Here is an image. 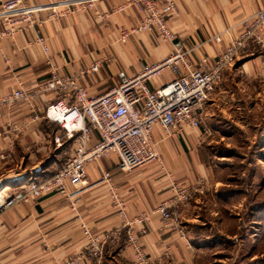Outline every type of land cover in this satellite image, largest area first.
<instances>
[{"label": "crops", "instance_id": "crops-1", "mask_svg": "<svg viewBox=\"0 0 264 264\" xmlns=\"http://www.w3.org/2000/svg\"><path fill=\"white\" fill-rule=\"evenodd\" d=\"M4 1L0 0V11ZM24 1L30 7H46L52 1L74 0ZM263 5L264 0H177V14L168 15L166 22L184 47L192 49L189 56L194 63H199L202 57L211 61L237 38L240 22ZM121 6L124 7L117 10ZM142 17L125 0H99L85 11L63 13L55 18L48 17L47 9H41L35 13L37 21L33 24L11 25L12 18L0 15V96L12 92L19 84L35 92L51 71L73 74L97 60L101 61L100 69L86 74L81 82L91 96L106 92L117 84L120 71L134 75L143 64L159 61L173 49L171 42H159L149 32L133 33L126 42H119V29L137 25ZM214 34L220 35L219 41L212 38ZM39 36L46 40L48 57L35 43ZM262 52L251 45L225 71L200 114V127L184 124L168 137L159 126L154 127L160 161L121 171L115 155L103 157L86 163L85 187L74 201L52 193L22 200L1 211L0 264H60L83 251L86 239L82 224L95 235L121 228L118 240L106 246L104 262L134 264V250L127 243V227H122L123 221L113 207L107 186L99 181L103 171L110 173L129 222L148 215L143 221L131 223V227L154 264H208L207 255L211 257L216 251L213 252L209 237L198 236L190 222L204 198L217 194L226 202L233 194L224 199L216 193L226 182L217 177L205 147L232 138L233 129L257 126V166L264 170ZM173 78L170 71H164L150 86L157 88ZM256 110L257 124H253ZM76 112L73 101H64L52 92L35 93L32 100L19 99L0 107V189L15 191L24 183L48 177L73 153L77 134L67 136L66 123ZM204 128L209 130L208 135L202 133ZM97 140L98 135L91 131L88 144ZM198 176L205 178L208 191L180 208L176 221L163 220L153 211L171 197L173 181ZM253 236L248 239L254 238L255 245L257 235Z\"/></svg>", "mask_w": 264, "mask_h": 264}, {"label": "built area", "instance_id": "built-area-1", "mask_svg": "<svg viewBox=\"0 0 264 264\" xmlns=\"http://www.w3.org/2000/svg\"><path fill=\"white\" fill-rule=\"evenodd\" d=\"M96 1L99 0L64 3L52 1L46 7H30L24 0H6L1 4L0 15L12 18L11 25L33 24L37 21L35 13L41 9H47L48 17L55 18L63 13L85 11L93 7ZM125 1L142 13L143 17L137 25L119 29V42H126L133 33L149 32L159 42H171L172 51L159 61L143 64L134 75L120 71L117 84L99 95H89L81 82L86 74L100 69L101 61L97 60L73 74L51 71L35 92L27 91L19 84L12 92L0 96L1 107L19 99L32 100L35 93L52 92L64 101H73L77 107L76 114L66 123L67 136L74 137V133L77 134L73 153L48 177L24 183L15 191L0 189V212L22 200L52 193H59L71 202L74 201L85 187L86 163L103 157L115 155L116 165L121 171L160 161L154 127L159 126L166 137L175 135L184 124L192 128L200 127V114L220 85L225 71L233 67L251 45H256L263 51L264 77V5L240 22L239 35L224 51L219 52L211 61L202 57L199 63H194L189 56L192 49L184 47L166 22L168 15L177 14V0ZM212 38L219 41L220 35L214 34ZM35 43L40 45L48 57L49 47L45 38L39 36ZM164 71H170L174 78L157 88L151 87L150 82ZM91 131L98 135V140L93 145L88 144ZM202 133L208 135L209 130L204 128ZM99 181L107 186L113 207L123 221L122 227H127V243L134 250L133 263L154 264L142 249L131 227V223L143 221L148 215H141L129 222L125 217L124 202L110 173L103 171ZM170 191L171 197L162 201L153 211L163 220L176 221L179 217L178 210L186 207L192 198L205 195L208 184L204 177L198 176L188 181H173ZM120 229L95 235L82 224L86 239L83 251L60 264H106L105 248L118 240Z\"/></svg>", "mask_w": 264, "mask_h": 264}, {"label": "rangeland", "instance_id": "rangeland-1", "mask_svg": "<svg viewBox=\"0 0 264 264\" xmlns=\"http://www.w3.org/2000/svg\"><path fill=\"white\" fill-rule=\"evenodd\" d=\"M254 113L252 123L257 124V110ZM233 131L232 138L213 142L205 150L210 164L218 173L217 177L226 182L216 193L220 195L221 189L226 187L240 193H235L226 202L221 201L217 194L210 199L204 198L196 217L190 222L195 225L192 228L198 236L209 237V244L214 247L213 252L216 251L211 257L207 255L208 264H257L254 261L264 258V235L261 241L256 239L255 245L252 243L254 238L248 239L254 237V233L257 235L258 229L257 217L252 215L254 210L250 208L253 201L264 199V170H257V126ZM254 252V256H249Z\"/></svg>", "mask_w": 264, "mask_h": 264}, {"label": "trees", "instance_id": "trees-1", "mask_svg": "<svg viewBox=\"0 0 264 264\" xmlns=\"http://www.w3.org/2000/svg\"><path fill=\"white\" fill-rule=\"evenodd\" d=\"M258 169H259V167L257 166V170ZM221 192L222 193H220V195L224 199L227 198V196H229L231 194L234 195L235 193H240V191H237V189L228 188V187L221 189ZM253 202L254 203L250 209L254 210L252 215L257 217V228H258L257 229V242H258V241L262 240V236L264 235V199H261L259 201H253ZM251 210H248V212L251 213ZM260 255L261 256L263 255L262 250H261ZM256 262H257V264H264V258L261 257V258L257 259V261H254V263H256Z\"/></svg>", "mask_w": 264, "mask_h": 264}]
</instances>
